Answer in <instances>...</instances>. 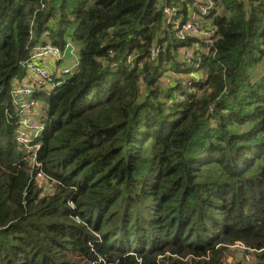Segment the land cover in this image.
<instances>
[{"label":"trees","instance_id":"1","mask_svg":"<svg viewBox=\"0 0 264 264\" xmlns=\"http://www.w3.org/2000/svg\"><path fill=\"white\" fill-rule=\"evenodd\" d=\"M214 1L209 45L164 25L197 0H0V264H264V0ZM47 31L79 55L38 167L11 91Z\"/></svg>","mask_w":264,"mask_h":264},{"label":"built area","instance_id":"2","mask_svg":"<svg viewBox=\"0 0 264 264\" xmlns=\"http://www.w3.org/2000/svg\"><path fill=\"white\" fill-rule=\"evenodd\" d=\"M198 5L190 14V18L183 20L177 17V8L164 4L162 7L164 25L171 27L179 39H185L190 35L204 39L209 45L212 42L213 31L211 26L203 20L204 16L214 6V0H197ZM162 5V3L160 4ZM53 44L49 40V32L44 33L41 43L33 46L29 50V55L24 62L28 78L14 84L12 96L18 109L17 140L29 152L30 163L34 166H41L37 160V153L41 147L40 141H35L36 137L42 135L46 127V105L34 98V86H44V89H53L63 83L62 77L72 74L68 68H57L52 70L54 62L61 61L66 54V49ZM161 51L160 45H154L150 50L148 59L155 60ZM193 51L187 49L186 57H192ZM18 80V79H16ZM31 80V82H29ZM49 89V90H50ZM38 178L45 177L44 172L37 171Z\"/></svg>","mask_w":264,"mask_h":264},{"label":"rangeland","instance_id":"3","mask_svg":"<svg viewBox=\"0 0 264 264\" xmlns=\"http://www.w3.org/2000/svg\"><path fill=\"white\" fill-rule=\"evenodd\" d=\"M74 48L76 49L75 51H73ZM77 49L79 50L78 47L73 46V45H70L66 49L65 57L60 61L61 68H68L71 71V73H74L76 71L77 64H78V55H79ZM185 51H186V49H183L181 51V57H185ZM68 75L70 76L71 74H68ZM169 75L167 74V76H165L163 78L164 83L168 82L167 80L169 78ZM44 179H43V177H40L38 179V182L43 183L46 186V189L49 190L51 187V182H50L49 178H47V177H44ZM244 248H245V246H241V245H238L235 248H232V251H233L232 257L237 261L245 260V262H249L250 256H248V257L246 256V255H248V253L245 252Z\"/></svg>","mask_w":264,"mask_h":264},{"label":"crops","instance_id":"4","mask_svg":"<svg viewBox=\"0 0 264 264\" xmlns=\"http://www.w3.org/2000/svg\"><path fill=\"white\" fill-rule=\"evenodd\" d=\"M75 50H76V49L74 48L73 51H75ZM77 51H78V53H79V50H78V49H77ZM53 65L55 66V68H59V67H61V66H60V61H58V62H54Z\"/></svg>","mask_w":264,"mask_h":264},{"label":"bare ground","instance_id":"5","mask_svg":"<svg viewBox=\"0 0 264 264\" xmlns=\"http://www.w3.org/2000/svg\"><path fill=\"white\" fill-rule=\"evenodd\" d=\"M39 136H40V135H39ZM39 136H38V137H39ZM38 137H36V138H38Z\"/></svg>","mask_w":264,"mask_h":264}]
</instances>
